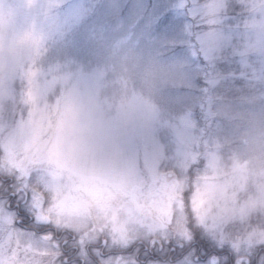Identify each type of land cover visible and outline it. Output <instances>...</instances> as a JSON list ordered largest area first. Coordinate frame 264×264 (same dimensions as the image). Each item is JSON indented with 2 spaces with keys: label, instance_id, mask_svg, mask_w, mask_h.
I'll list each match as a JSON object with an SVG mask.
<instances>
[{
  "label": "rangeland",
  "instance_id": "obj_1",
  "mask_svg": "<svg viewBox=\"0 0 264 264\" xmlns=\"http://www.w3.org/2000/svg\"><path fill=\"white\" fill-rule=\"evenodd\" d=\"M0 165L88 239L197 231L245 264L264 248V0H0ZM11 223L0 205V264H59Z\"/></svg>",
  "mask_w": 264,
  "mask_h": 264
},
{
  "label": "snow or ice",
  "instance_id": "obj_2",
  "mask_svg": "<svg viewBox=\"0 0 264 264\" xmlns=\"http://www.w3.org/2000/svg\"><path fill=\"white\" fill-rule=\"evenodd\" d=\"M171 20V14L167 13L158 23L163 25ZM0 205L11 216V228L31 235L50 252L58 253L59 264H82V260L84 264H157L161 261L157 248L167 249L163 256L167 264H189L191 260L195 264H216L221 257L225 258L223 264L236 262L229 246L220 247L197 231H193L190 240L180 243L171 235L160 237L159 244L152 235L147 239L138 237L125 245L111 241L104 233L94 239H81L83 232L63 227L52 216L50 193L34 177L4 178L0 184ZM256 256L264 257V248ZM250 264H259V261L252 257Z\"/></svg>",
  "mask_w": 264,
  "mask_h": 264
},
{
  "label": "flooded vegetation",
  "instance_id": "obj_3",
  "mask_svg": "<svg viewBox=\"0 0 264 264\" xmlns=\"http://www.w3.org/2000/svg\"><path fill=\"white\" fill-rule=\"evenodd\" d=\"M2 166H4V164H1ZM0 165V167L2 168V166ZM14 171V173L15 174H11L10 176H3L1 173H0V184H2L3 183V180H4V178H11L12 176H16V178H17V180H19V178H18V169L16 168V167H14V169H13ZM17 173V174H16ZM28 176H29V174H27V173H24V174H22V178H24L25 180H27L28 179ZM164 215H165V221H166V218H167V216L168 215H170L171 216V218H172V210H171V206H168V208H167V210L165 211V213H164ZM160 222V221H159ZM161 223V222H160ZM163 224H165V222H163ZM166 225V224H165ZM102 232H99V234H101ZM95 236H97V234L95 235ZM95 236L93 237V238H95ZM106 236V235H105ZM92 237V236H91ZM87 238V235H84V237L83 238H81V239H86ZM92 238V239H93ZM155 240H156V243L157 244H159V242H160V239H158V238H155ZM101 247H103V245L101 244ZM158 252H159V255H160V257H161V261H163V256H162V254H163V251H160L159 250V248H157L156 249ZM164 251H167V249H165ZM57 255H58V253H56V255L54 256V258H56L57 259ZM244 257V256H243ZM255 258H257L258 259V261H259V258L255 255L254 256ZM222 258H224V257H221L220 259H222ZM238 258V257H237ZM246 258L248 259L246 262H245V264H250V256H246ZM220 259H219V264H220ZM260 262V261H259ZM236 263V262H235ZM82 264H84V260H82ZM218 264V263H217ZM237 264V263H236ZM238 264H240V263H238ZM259 264H264V262H262V263H259Z\"/></svg>",
  "mask_w": 264,
  "mask_h": 264
},
{
  "label": "clouds",
  "instance_id": "obj_4",
  "mask_svg": "<svg viewBox=\"0 0 264 264\" xmlns=\"http://www.w3.org/2000/svg\"><path fill=\"white\" fill-rule=\"evenodd\" d=\"M145 218L146 219H156V214L154 210L146 209L145 210Z\"/></svg>",
  "mask_w": 264,
  "mask_h": 264
},
{
  "label": "water",
  "instance_id": "obj_5",
  "mask_svg": "<svg viewBox=\"0 0 264 264\" xmlns=\"http://www.w3.org/2000/svg\"><path fill=\"white\" fill-rule=\"evenodd\" d=\"M170 218H171V216L169 215V216L167 217L166 224H168V223L170 222ZM240 261H241V259L237 261V264H238Z\"/></svg>",
  "mask_w": 264,
  "mask_h": 264
}]
</instances>
